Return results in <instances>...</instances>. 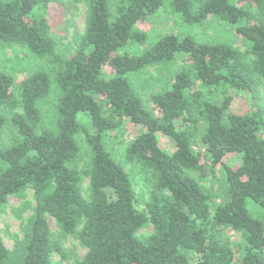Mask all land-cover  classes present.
I'll return each instance as SVG.
<instances>
[{
  "label": "trees",
  "instance_id": "1",
  "mask_svg": "<svg viewBox=\"0 0 264 264\" xmlns=\"http://www.w3.org/2000/svg\"><path fill=\"white\" fill-rule=\"evenodd\" d=\"M57 1L0 0V40L53 65V76L29 75L20 98L14 78L0 73V133L8 126L16 133L0 144V216L11 197L28 190L36 203L17 261L0 235V264H54L56 255L67 261L50 219L60 235L75 236L87 250L73 264H264V220L247 207L251 201L264 209V0H171L186 24L212 18L236 27L246 53L167 34L139 56L127 50L147 43L138 26L163 0H117L114 6L112 0H79L88 9L86 29L68 57L58 53L53 34L50 11ZM179 54L188 64L167 91L146 102L130 77ZM54 84L57 117L49 128L39 105ZM231 91L251 99L249 112H232ZM219 94L222 101L213 102ZM127 122L145 128L125 151L127 163L153 177L144 210L131 175L107 147L108 135ZM82 135L90 151L85 169L76 165ZM160 136L173 141L172 152ZM198 142L206 153L195 150ZM230 155L239 160L234 167ZM208 165L212 172L219 168L227 184L228 198L216 206L202 183ZM150 226L152 233L142 235ZM231 231L240 234L238 242Z\"/></svg>",
  "mask_w": 264,
  "mask_h": 264
},
{
  "label": "rangeland",
  "instance_id": "2",
  "mask_svg": "<svg viewBox=\"0 0 264 264\" xmlns=\"http://www.w3.org/2000/svg\"><path fill=\"white\" fill-rule=\"evenodd\" d=\"M116 1L112 0L113 6ZM87 15V7L79 0H58L52 4L50 16L54 20L53 34L58 45V53L63 57L71 56L76 50L79 39L85 33ZM149 18L147 22L138 26V30L147 33L149 39L144 46L135 45V47L127 50L133 56L141 55L144 51L151 48L157 40L167 34H174L181 38L188 36L197 43H226L246 53L247 45L236 32V27L212 18L200 25L186 24L180 14L173 12L171 0H163L162 9ZM181 55L179 54L178 58L168 65L148 68L142 73L130 77L136 90L146 102H149L153 94L165 92L171 87L175 74L188 64L187 56ZM37 71L48 72L53 76V65L46 58L32 54L27 47L6 45L0 40V73H5L14 78L13 92L16 97H21L22 82ZM261 89V101L264 104L263 81ZM58 93L57 86L54 84L50 97L39 105L44 127L52 128L55 125ZM230 93L234 97L231 106L232 112L240 114L249 112L251 99L241 92L231 91ZM222 99L223 95L219 94V96H214L212 101L220 103ZM81 120L84 123H88L86 116H82ZM144 131V127L134 126L127 122L121 130L112 132L107 137L109 151L131 175L137 192L140 210L146 208V203L150 198V193L153 189V177L140 165L127 163L125 161V151L135 137ZM15 137V131L11 126H8L0 133V144H8ZM160 138L162 145L167 151L172 152L175 149L172 140L164 136H160ZM79 143L82 146V156L76 165L79 169H85L89 164L90 151L83 135L79 137ZM195 150L206 153L205 147L200 142L195 145ZM228 162L234 167L239 163V160L236 156L230 155ZM205 172L207 176L202 183L212 195L213 205H219L228 198L225 175L219 168H215L214 172H212L210 165L207 166ZM88 182L89 180L86 179L85 187H87ZM35 205L33 191L28 190L22 197H11L7 208L0 216V235L7 248L12 252V261H17L20 258L19 247H21V241L24 236L23 226L33 214ZM247 207L255 217L264 220V209L253 205L251 201L248 202ZM49 221L58 239L62 240L66 254L69 257L67 261H61L60 257L56 255L53 259L54 264H73L76 259L83 258L87 250L80 244L79 240L75 236L60 235L54 220L50 219ZM152 231L153 229L150 226L142 230L141 234L148 235ZM228 234L233 242H238L241 239L240 234H234L232 231L228 232ZM12 261L7 264H12Z\"/></svg>",
  "mask_w": 264,
  "mask_h": 264
}]
</instances>
